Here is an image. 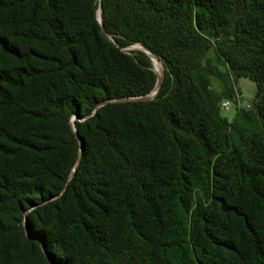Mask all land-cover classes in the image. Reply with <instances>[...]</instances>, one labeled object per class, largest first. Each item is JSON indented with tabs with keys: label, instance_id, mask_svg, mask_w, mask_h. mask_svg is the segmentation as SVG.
Here are the masks:
<instances>
[{
	"label": "trees",
	"instance_id": "1",
	"mask_svg": "<svg viewBox=\"0 0 264 264\" xmlns=\"http://www.w3.org/2000/svg\"><path fill=\"white\" fill-rule=\"evenodd\" d=\"M98 9L0 0V264H264V0Z\"/></svg>",
	"mask_w": 264,
	"mask_h": 264
},
{
	"label": "rangeland",
	"instance_id": "2",
	"mask_svg": "<svg viewBox=\"0 0 264 264\" xmlns=\"http://www.w3.org/2000/svg\"><path fill=\"white\" fill-rule=\"evenodd\" d=\"M212 59L214 58L213 51H210L208 54ZM153 70L156 74H161V66L154 62L152 59ZM158 67V68H157ZM223 70V68H221ZM211 85L213 89L221 91L223 86L221 82L216 78H211ZM236 87L242 97V104L251 105L254 102L256 87L255 85L248 79L241 78L236 82ZM221 117L225 118L228 122H232L236 115V110L234 107H231L228 111H220Z\"/></svg>",
	"mask_w": 264,
	"mask_h": 264
},
{
	"label": "built area",
	"instance_id": "3",
	"mask_svg": "<svg viewBox=\"0 0 264 264\" xmlns=\"http://www.w3.org/2000/svg\"><path fill=\"white\" fill-rule=\"evenodd\" d=\"M242 97L236 87V85H233V97L231 99H223L220 102V110L221 111H228L231 107H234L236 112L240 111L242 109L249 110L252 108L251 105H243L241 101Z\"/></svg>",
	"mask_w": 264,
	"mask_h": 264
},
{
	"label": "water",
	"instance_id": "4",
	"mask_svg": "<svg viewBox=\"0 0 264 264\" xmlns=\"http://www.w3.org/2000/svg\"><path fill=\"white\" fill-rule=\"evenodd\" d=\"M99 1V9H98V13H99V17H98V21H99V23L101 24V0H98ZM131 49L132 50H141V51H143V52H145L148 56H150L152 59H155L159 64H160V66H161V74L159 75L158 74V76H159V79H158V82H157V85H156V87L154 88V90H153V92L150 94V95H148V96H144V97H141V98H139L138 100H142V101H146V100H149L150 98H152L155 94H156V92L158 91V89H159V86H160V84H161V81H162V72H163V66H162V64L160 63V61L154 56V55H152L151 53H149L147 50H145L141 45H136V46H134V47H131ZM154 71V70H153ZM155 72V71H154ZM156 73V72H155ZM105 104V103H104ZM103 105V104H102ZM102 105H100V106H102ZM99 106V107H100Z\"/></svg>",
	"mask_w": 264,
	"mask_h": 264
},
{
	"label": "bare ground",
	"instance_id": "5",
	"mask_svg": "<svg viewBox=\"0 0 264 264\" xmlns=\"http://www.w3.org/2000/svg\"><path fill=\"white\" fill-rule=\"evenodd\" d=\"M154 62H156L158 65H160L155 59H152ZM158 68V67H157Z\"/></svg>",
	"mask_w": 264,
	"mask_h": 264
},
{
	"label": "crops",
	"instance_id": "6",
	"mask_svg": "<svg viewBox=\"0 0 264 264\" xmlns=\"http://www.w3.org/2000/svg\"><path fill=\"white\" fill-rule=\"evenodd\" d=\"M216 91L221 92V91H219V90H216Z\"/></svg>",
	"mask_w": 264,
	"mask_h": 264
}]
</instances>
